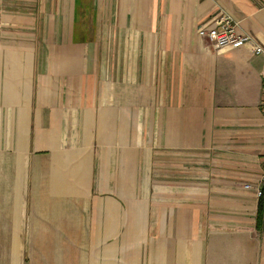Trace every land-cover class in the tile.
Here are the masks:
<instances>
[{
  "label": "crops",
  "instance_id": "crops-1",
  "mask_svg": "<svg viewBox=\"0 0 264 264\" xmlns=\"http://www.w3.org/2000/svg\"><path fill=\"white\" fill-rule=\"evenodd\" d=\"M223 14L264 46V0H0V264H264V58Z\"/></svg>",
  "mask_w": 264,
  "mask_h": 264
},
{
  "label": "built area",
  "instance_id": "built-area-1",
  "mask_svg": "<svg viewBox=\"0 0 264 264\" xmlns=\"http://www.w3.org/2000/svg\"><path fill=\"white\" fill-rule=\"evenodd\" d=\"M199 37L206 40L217 52L246 47L249 48L254 55L264 58V46L257 42L252 36L239 34L237 31V23L228 14H223L218 18L212 28H202L199 30ZM261 76L264 90V67ZM257 194L259 198L264 195V168L260 183L257 187Z\"/></svg>",
  "mask_w": 264,
  "mask_h": 264
},
{
  "label": "trees",
  "instance_id": "trees-1",
  "mask_svg": "<svg viewBox=\"0 0 264 264\" xmlns=\"http://www.w3.org/2000/svg\"><path fill=\"white\" fill-rule=\"evenodd\" d=\"M264 227V195L260 198L258 214H257V228L262 229Z\"/></svg>",
  "mask_w": 264,
  "mask_h": 264
}]
</instances>
